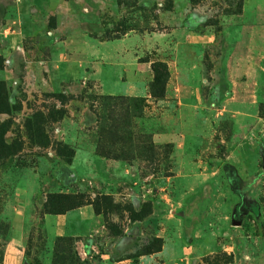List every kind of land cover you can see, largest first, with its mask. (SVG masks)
Returning a JSON list of instances; mask_svg holds the SVG:
<instances>
[{
	"label": "rangeland",
	"instance_id": "374dc122",
	"mask_svg": "<svg viewBox=\"0 0 264 264\" xmlns=\"http://www.w3.org/2000/svg\"><path fill=\"white\" fill-rule=\"evenodd\" d=\"M101 17L146 75L49 70L33 36L0 55V264H264V0Z\"/></svg>",
	"mask_w": 264,
	"mask_h": 264
},
{
	"label": "crops",
	"instance_id": "0c3cea01",
	"mask_svg": "<svg viewBox=\"0 0 264 264\" xmlns=\"http://www.w3.org/2000/svg\"><path fill=\"white\" fill-rule=\"evenodd\" d=\"M109 1L0 0V55L11 57L18 46L25 53V44L33 36L37 51H41L40 45L47 43L49 70L61 71L67 66L71 72H76L90 64L97 67L102 61L118 66L126 75L142 77L149 71L147 64L139 62L147 51V41L142 34L130 31L116 39H101L105 33L101 16L112 6L113 0ZM145 1L148 0H137L139 5ZM200 41L198 37L196 44ZM52 63L57 64L54 70ZM64 219L63 226L59 227L61 231L62 227L63 231L87 228L88 223L80 222L72 228L68 223L73 222L72 219L68 215Z\"/></svg>",
	"mask_w": 264,
	"mask_h": 264
},
{
	"label": "water",
	"instance_id": "95a60500",
	"mask_svg": "<svg viewBox=\"0 0 264 264\" xmlns=\"http://www.w3.org/2000/svg\"><path fill=\"white\" fill-rule=\"evenodd\" d=\"M240 223H241V221H237V222L233 221L232 222L233 225H240Z\"/></svg>",
	"mask_w": 264,
	"mask_h": 264
}]
</instances>
